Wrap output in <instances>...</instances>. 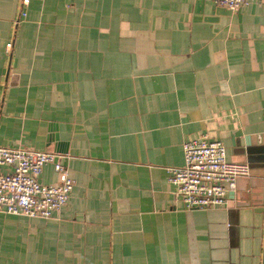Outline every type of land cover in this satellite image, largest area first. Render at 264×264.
I'll list each match as a JSON object with an SVG mask.
<instances>
[{
    "label": "crops",
    "instance_id": "1",
    "mask_svg": "<svg viewBox=\"0 0 264 264\" xmlns=\"http://www.w3.org/2000/svg\"><path fill=\"white\" fill-rule=\"evenodd\" d=\"M203 135L251 175L187 210L168 170ZM0 146L74 181L50 218L0 212V264H264V1L0 0Z\"/></svg>",
    "mask_w": 264,
    "mask_h": 264
},
{
    "label": "built area",
    "instance_id": "2",
    "mask_svg": "<svg viewBox=\"0 0 264 264\" xmlns=\"http://www.w3.org/2000/svg\"><path fill=\"white\" fill-rule=\"evenodd\" d=\"M212 1L235 11L264 0ZM183 156L182 166L169 168L168 180L176 199L187 210L224 206L229 192L236 188L237 179L251 175L247 163L229 161L224 144L206 135L183 142ZM60 157L34 149L0 146V212L39 218L58 213L67 204L74 187ZM46 164H52L58 174L56 183L39 181Z\"/></svg>",
    "mask_w": 264,
    "mask_h": 264
}]
</instances>
